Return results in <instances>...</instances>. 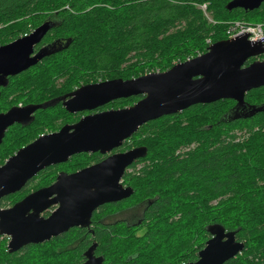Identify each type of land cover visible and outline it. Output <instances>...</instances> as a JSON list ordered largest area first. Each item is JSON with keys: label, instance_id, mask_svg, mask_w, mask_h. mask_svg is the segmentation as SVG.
Here are the masks:
<instances>
[{"label": "trees", "instance_id": "1", "mask_svg": "<svg viewBox=\"0 0 264 264\" xmlns=\"http://www.w3.org/2000/svg\"><path fill=\"white\" fill-rule=\"evenodd\" d=\"M231 1L0 0V46L31 34L46 22L52 28L36 48L64 44L56 50L49 48L42 62L9 78L3 89L6 99L8 92H19L29 99L25 104L46 107L29 125L7 132L0 157L14 155L36 140L47 125L59 130L94 113L74 115L64 110L60 100L76 89L99 78L131 80L166 72L206 53L208 39L212 44L227 40L228 29L237 21L264 23V4L252 12H230ZM204 4L212 22L200 9ZM142 98L120 99L96 112L121 109ZM245 102L250 110L264 108V87L249 92ZM236 105L233 100L197 105L142 126L130 140L146 147L147 156L133 164L123 180L133 195L100 207L91 230H71L59 237L57 251L61 253L53 262L80 264L82 253L95 240L104 264L193 263L211 238L209 228L221 225L236 232L237 241L245 244L242 254L226 264H263L264 111L252 115L248 110L236 118ZM144 134L148 140L136 142ZM127 143L116 151H123ZM183 147L189 150L178 154ZM105 158L100 153L73 156L67 163L40 172L20 192L1 200L0 206L14 205L31 191L51 185L58 172L75 173ZM39 179L43 183L35 186ZM139 198L126 210H116L122 214L142 208L139 215H131L129 226L111 220L109 210ZM82 235L85 240L79 244ZM0 244V253L6 252L5 243Z\"/></svg>", "mask_w": 264, "mask_h": 264}, {"label": "water", "instance_id": "2", "mask_svg": "<svg viewBox=\"0 0 264 264\" xmlns=\"http://www.w3.org/2000/svg\"><path fill=\"white\" fill-rule=\"evenodd\" d=\"M263 4L264 0H232L227 10L252 12ZM51 28L52 24L46 22L31 34L0 46V82L28 71L48 56L45 51L35 54V48ZM262 57L264 45L251 42L248 35L228 38L166 72L88 84L62 98L68 113L79 114L94 112L120 99L143 97L130 107L89 114L58 132L42 135L0 166L1 201L20 192L40 172L67 163L73 156L108 155L75 173L61 172L52 185L31 193L12 208H0V234L11 237L10 252L49 241L72 228H89L100 207L129 199L134 190L124 186L125 172L145 158L148 150L142 146L111 153L145 124L221 100L237 103L236 118L240 112L250 110L246 95L264 87ZM253 58L257 60L246 66ZM43 107L46 106L15 107L0 114V145L10 127L31 123L33 114ZM260 111L264 108L250 110L252 115ZM52 207L57 208L48 218L43 217ZM209 232L211 238L199 252L198 260L188 264H226L244 251L245 244L237 241L236 232H228L221 225L211 226ZM93 250L94 247L89 249L86 264H90Z\"/></svg>", "mask_w": 264, "mask_h": 264}, {"label": "flooded vegetation", "instance_id": "3", "mask_svg": "<svg viewBox=\"0 0 264 264\" xmlns=\"http://www.w3.org/2000/svg\"><path fill=\"white\" fill-rule=\"evenodd\" d=\"M44 40V39H43ZM43 40H42V42H43ZM41 42V43H42ZM41 43L39 44V45H41ZM39 45H37V46H39ZM64 44H63V42H59V44H56V45H54V46H49L47 49H46V46L44 45V46H41L40 48H35V54H38L40 51H45V52H47V50L49 49V50H56V49H59L61 46H63ZM36 46V47H37ZM44 60V59H43ZM42 60V61H43ZM41 61V62H42ZM14 77H16V76H14ZM9 78L10 77H8V79H3V80H1V84H0V105H1V103H3V102H5V100H6V92L4 93L3 92V89H5L6 88V86H7V83H8V80H9ZM12 78V77H11ZM3 94H5V95H3ZM61 101V105H62V107L64 108V110L66 111V109H65V107H64V102H65V100L64 99H61L60 100ZM35 105H42V104H20V105H14V106H10L8 109H6L5 108V106L4 107H0V114H4V113H7L9 110H11L12 108H15V107H19V108H23V107H26V106H35ZM47 105V104H46ZM42 106H44V105H42ZM6 109V110H5ZM40 110H42V109H40ZM40 110H38L36 113H34L33 114V116H32V120L34 121V119H35V117H36V115H37V113L40 111ZM110 110H112V109H110ZM117 110V109H116ZM97 111V110H96ZM96 111H94V113H97ZM105 111H107V110H105ZM100 112V111H99ZM102 112V111H101ZM94 113H92V114H94ZM89 115V114H88ZM84 116H86V115H84ZM83 116V117H84ZM32 121V122H33ZM31 122V123H32ZM77 123V122H76ZM30 124V123H29ZM29 124H15L14 126H12V127H10L8 130H7V132L11 129V128H13V127H15V126H25V125H29ZM73 124H75V123H73ZM66 125H72V124H65V125H63L59 130H61L64 126H66ZM59 130H57V131H53V132H50V133H44V134H41L40 136H42V135H47V134H51V133H55V132H58ZM7 132H6V134H7ZM39 136V137H40ZM5 137H6V135H5ZM5 137H4V139H5ZM38 137V138H39ZM37 138V139H38ZM3 139V140H4ZM35 141V140H34ZM33 141V142H34ZM127 142V141H126ZM125 142V143H126ZM124 143V144H125ZM1 146V145H0ZM123 147V146H122ZM20 150V149H19ZM118 150V149H117ZM129 150H131V149H129ZM129 150H127V151H129ZM118 152H123V151H113L111 154H114V153H118ZM124 152H126V151H124ZM13 156V155H12ZM108 155H106L105 157H107ZM141 160V159H140ZM139 161V160H138ZM138 161H136V162H138ZM135 162V163H136ZM99 163V162H98ZM135 163H133V164H135ZM5 164V163H4ZM3 164V165H4ZM97 164V163H96ZM132 164V165H133ZM2 166V165H1ZM131 167V166H130ZM130 167L127 169V170H131L130 169ZM126 170V171H127ZM61 173V172H60ZM59 173V174H60ZM66 173V172H65ZM58 174V175H59ZM125 174H126V172H125ZM125 176V175H124ZM35 178V177H34ZM123 180H124V178H123ZM31 181V180H30ZM56 181V180H55ZM54 181V182H55ZM53 182V183H54ZM52 183V184H53ZM51 184V185H52ZM124 184V183H123ZM50 186V185H49ZM125 187H128V186H126V185H124ZM46 187H48V186H45V187H41V188H38V189H36V190H33V191H31L28 195H30L31 193H34V192H36V191H38V190H40V189H43V188H46ZM27 195V196H28ZM27 196H25V197H27ZM24 197V198H25ZM23 198V199H24ZM5 199V198H4ZM22 199V200H23ZM3 200V199H2ZM22 200H20V201H22ZM20 201H18V202H20ZM18 202H16V203H18ZM15 205V204H14ZM14 205H11V206H7V207H1L0 206V208H2V209H8V208H12ZM56 208L57 207H52V208H50L48 211H45L43 214H42V216L43 217H45V218H48L55 210H56ZM99 210V209H98ZM98 210L96 211V212H98ZM95 212V213H96ZM94 213V214H95ZM94 216V215H93ZM92 219H93V217H92ZM111 220H113V219H111ZM105 221H108L107 219H105ZM123 222V223H126L128 226L131 224V222H133V217H131V216H129L128 215V218H125V217H123L122 219H119V220H116L115 221V223H117V222ZM92 222H93V220H92ZM92 222H91V225H90V227L89 228H82V227H77V228H72V229H70L69 231H71V230H91V227H92ZM109 223H111V222H109ZM108 222H105V224H109ZM68 231V232H69ZM67 232V233H68ZM65 235H66V233H64ZM64 234H62V235H64ZM62 235H59L58 237H54V238H52L51 240H49V241H45V242H43V243H38V244H29V245H26V246H23L22 248H20L19 250H17V251H15V252H10V250H9V244H10V241H11V237H9V236H7V235H1L0 234V243H5V246H6V252H3V253H0V264H66V260H64V262L63 263H60V262H53L54 261V256L56 255V254H60L61 252H58L57 250H59L60 249V243H57V241L56 240H58L59 239V237H61ZM82 236H84V235H82ZM80 237L79 238V244H81L84 240H85V236L84 237ZM66 244V243H65ZM0 246H1V244H0ZM91 247H94V250L92 251V253H91V261H90V264H104V260H103V258H102V256H101V254H98V252H96V247H97V242L94 240L93 242H92V244L88 247V249L87 250H85L83 253H82V261L80 262V264H86L87 262H88V257H87V253H88V251H89V249L91 248ZM64 251H65V254H66V245H65V248H64Z\"/></svg>", "mask_w": 264, "mask_h": 264}, {"label": "rangeland", "instance_id": "4", "mask_svg": "<svg viewBox=\"0 0 264 264\" xmlns=\"http://www.w3.org/2000/svg\"><path fill=\"white\" fill-rule=\"evenodd\" d=\"M200 9L203 11V13H204V15L206 16V18L209 20V22H212V18L209 16V14H208V8H207V4H204V5H202L201 7H200ZM237 24H240V25H250V23H248V22H245V21H237L234 25H231L230 26V28L228 29V31L229 30H231V29H233L234 27H235V25H237ZM259 24H262V25H264V23H259ZM228 31H227V33H228ZM207 43L209 44V45H212V42H211V40L210 39H208L207 40ZM156 73V72H155ZM98 82H96V83H99V82H105V81H103V79L102 78H99L98 80H97ZM106 81H109V80H106ZM91 84H94V83H91ZM15 90H17V88L15 87ZM10 93H12V92H8L7 93V95H9V97L5 100V102H3V103H1V105H0V107H4L5 106V108H7V107H10V106H12V105H20V104H25V103H27V102H29L28 100V98H26V97H21L20 96V93L19 92H15V94L14 95H11ZM22 95V94H21ZM132 103H128V104H126V105H124L125 107L124 108H127V107H130V106H132L131 105ZM121 109H123V108H121ZM74 115H77V114H74ZM83 117V116H82ZM81 117V118H82ZM80 118V119H81ZM79 119V120H80ZM60 122L61 121H59V124H60ZM78 122V121H77ZM76 123V122H75ZM38 128V127H37ZM57 128L58 127H54V124H52V125H47V126H45L44 128H42L41 129V134L42 133H50V132H53V131H57ZM33 130H31L30 132H28V133H31ZM34 131H36V130H34ZM39 136V135H38ZM130 140V139H129ZM128 140V143H127V145H126V147L124 148V150H123V152L124 151H127V150H129V149H133V148H136V147H139V146H143V145H140V144H137V143H133L134 142V140H130L129 141ZM148 140V136L147 135H142L138 140H136V142H142V143H145L146 141ZM30 143H32V142H30ZM29 143V144H30ZM28 145V144H27ZM26 145V146H27ZM25 147V146H24ZM191 147H193V146H191ZM10 148V147H9ZM23 148V147H22ZM7 150H9V149H7ZM187 150H189V148H187V147H183V148H179L176 152L179 154L180 152L181 153H183V152H185V151H187ZM8 152H5V154H7ZM16 153V152H15ZM14 153V154H15ZM10 158V157H9ZM8 158V159H9ZM90 158V157H89ZM7 158L6 159H3L2 157H0V163L3 161V163H5L7 160H8ZM148 162H150V161H148ZM143 164L144 163H141V164H138V168H141L142 166H143ZM150 164V163H149ZM92 165H94V164H92ZM92 165H90V166H92ZM89 167V166H88ZM132 171V170H131ZM77 172V171H76ZM60 172H58V174H59ZM41 183H43V181L41 180V179H39L38 181H36L35 183H34V185L35 186H37L38 184H41ZM33 186V185H32ZM31 186V187H32ZM35 186L34 187H32L31 189H35ZM9 197V196H8ZM140 200H142V198H139V199H136V200H134V201H131V202H129V203H126L125 205H122V206H120V207H117V209L116 208H114L113 210H109V212H111V213H113L112 215H110L111 216V219H113L114 221H116V220H119V219H122L123 217H125V218H128V215L129 216H131L133 213H135V214H137V215H139V213H141V211H142V208L141 209H138V210H136V211H134V212H131L130 213V211H127V212H124V213H122V214H120L118 211H116V210H126V209H124L125 207H129V205H132V204H134L135 202H139ZM7 207V206H6Z\"/></svg>", "mask_w": 264, "mask_h": 264}, {"label": "built area", "instance_id": "5", "mask_svg": "<svg viewBox=\"0 0 264 264\" xmlns=\"http://www.w3.org/2000/svg\"><path fill=\"white\" fill-rule=\"evenodd\" d=\"M248 35L251 42L264 45V25H240L228 31L229 38L242 37Z\"/></svg>", "mask_w": 264, "mask_h": 264}]
</instances>
